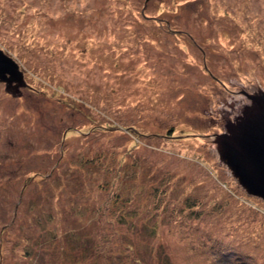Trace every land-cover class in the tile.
<instances>
[{"label":"rangeland","instance_id":"obj_1","mask_svg":"<svg viewBox=\"0 0 264 264\" xmlns=\"http://www.w3.org/2000/svg\"><path fill=\"white\" fill-rule=\"evenodd\" d=\"M0 49V264H264V0H0Z\"/></svg>","mask_w":264,"mask_h":264},{"label":"water","instance_id":"obj_2","mask_svg":"<svg viewBox=\"0 0 264 264\" xmlns=\"http://www.w3.org/2000/svg\"><path fill=\"white\" fill-rule=\"evenodd\" d=\"M0 83H5L6 90L13 89L12 92H15L17 94L20 93L21 90L20 87L22 88L25 86L23 73L19 71L17 63L11 57L7 56L4 53V51H2L1 49H0ZM12 83H15V85L11 86Z\"/></svg>","mask_w":264,"mask_h":264},{"label":"trees","instance_id":"obj_3","mask_svg":"<svg viewBox=\"0 0 264 264\" xmlns=\"http://www.w3.org/2000/svg\"><path fill=\"white\" fill-rule=\"evenodd\" d=\"M87 132H88V131H87ZM84 134H86V133H84ZM117 196H118V195H116V194L114 195V197H117ZM118 197H119V196H118ZM121 199H122V197H121ZM121 199H120V200H121Z\"/></svg>","mask_w":264,"mask_h":264},{"label":"bare ground","instance_id":"obj_4","mask_svg":"<svg viewBox=\"0 0 264 264\" xmlns=\"http://www.w3.org/2000/svg\"><path fill=\"white\" fill-rule=\"evenodd\" d=\"M260 148V147H259ZM255 152V151H254ZM247 154V153H246ZM250 154V153H249ZM255 184H257V183H255Z\"/></svg>","mask_w":264,"mask_h":264}]
</instances>
